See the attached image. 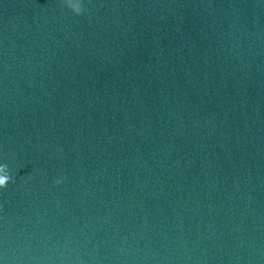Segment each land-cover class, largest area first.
<instances>
[{"label": "water", "instance_id": "95a60500", "mask_svg": "<svg viewBox=\"0 0 264 264\" xmlns=\"http://www.w3.org/2000/svg\"><path fill=\"white\" fill-rule=\"evenodd\" d=\"M0 0V264H264V0Z\"/></svg>", "mask_w": 264, "mask_h": 264}, {"label": "clouds", "instance_id": "9594fccd", "mask_svg": "<svg viewBox=\"0 0 264 264\" xmlns=\"http://www.w3.org/2000/svg\"><path fill=\"white\" fill-rule=\"evenodd\" d=\"M66 7H68L74 14L82 15L85 9L82 0H63ZM11 177L8 172L7 165H0V190L5 189L9 184Z\"/></svg>", "mask_w": 264, "mask_h": 264}]
</instances>
